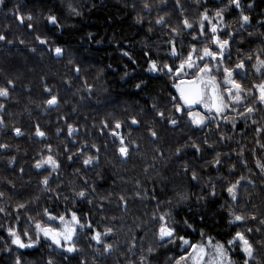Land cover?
<instances>
[{
	"label": "trees",
	"instance_id": "trees-1",
	"mask_svg": "<svg viewBox=\"0 0 264 264\" xmlns=\"http://www.w3.org/2000/svg\"><path fill=\"white\" fill-rule=\"evenodd\" d=\"M242 15L250 20L244 26ZM0 35V87L9 90L0 97V145L7 146L0 148V264H177L205 233L228 249L237 232L253 244L248 264H264V104L255 87L264 82V66L257 72L264 60V0H240L239 8L230 0H3ZM214 36L229 44L214 76L223 86L227 68L245 91L239 115L197 130L179 118L172 72L189 54L204 65V48L218 54ZM117 54L124 63L117 64ZM52 96L55 106L47 104ZM248 107L254 112L244 114ZM113 132L134 145L128 161ZM94 148L101 153L96 170L74 160L79 153L94 157ZM49 156L67 158L45 188L48 172L35 165ZM92 179L102 184L91 189ZM237 182L233 200L227 188ZM50 192L59 197L55 203L73 192L112 203L98 215L99 233L110 230L104 246L91 233L79 234L67 255L43 240L36 225L47 222ZM232 212L245 219L230 237ZM162 225L173 238L160 239ZM10 232L32 248L18 247ZM181 237L189 242L183 248ZM238 244L234 263L245 264Z\"/></svg>",
	"mask_w": 264,
	"mask_h": 264
},
{
	"label": "snow or ice",
	"instance_id": "snow-or-ice-1",
	"mask_svg": "<svg viewBox=\"0 0 264 264\" xmlns=\"http://www.w3.org/2000/svg\"><path fill=\"white\" fill-rule=\"evenodd\" d=\"M3 0H0V3H2ZM230 2L232 4H234L237 8L240 7V0H230ZM145 7L147 8L148 5L145 4ZM217 17H221V12H217L216 13ZM29 19H31V17H29ZM49 21L53 24L56 23V18L54 16H50ZM205 20H208V16L205 15L204 16ZM242 22L243 24H247L249 22V17L248 16H244L242 15ZM157 23H162V19L161 20H157ZM184 24L186 27L191 28L192 25L188 23L187 20L184 21ZM201 27H203V25H201ZM211 31L213 34H215L217 32V28L215 26H213L211 28ZM4 36L0 35V40H3ZM214 42L217 44V46L220 49V53L219 55H222L225 47L228 44L227 40H223L221 41L219 38L217 37H213ZM41 43H44V41H41ZM56 54L59 56L62 52V50L60 48H57L55 50ZM125 55H127V53H125ZM172 55H176L175 49H173L172 51ZM217 53L210 51L208 48H204L203 49V55L199 56L200 60H203L205 57H211L212 59H216L217 58ZM185 65H187L188 68H195L196 69V73L194 74L193 78L185 81V80H180L179 83L176 85L177 90L180 93V99L184 102V104H186L188 107H192L194 104H199L204 102L205 98L207 97L209 91L211 92V105L209 106L210 110L211 108H215L216 112L219 113L224 107H226V105L223 104L222 102V97L217 95V85L215 82V78L211 77L207 80L204 79L203 76L199 75L200 73H207L210 72L211 69L208 67L207 64L204 65H198L196 64L193 59H192V55L189 54V56L187 57V60L184 63H181L180 68L175 72V75L179 76L180 75V70L184 69ZM260 65L264 66V60L260 61ZM165 68H167V65L164 66ZM238 68L243 69L244 68V64L243 63H239L237 64ZM151 71H156L157 70V65L155 62H152L151 64ZM259 71V69H257ZM169 72H172L173 69L168 68ZM224 72L226 74V79L224 81L225 84L231 83L233 85V87L235 88V93L232 92L231 89L228 90L229 92V96L230 98H232L233 103H240L241 102V93L244 92L245 90L241 87L240 84L236 83L234 80L231 79L233 73L232 71H230L229 69L225 68ZM184 75H187V73H184ZM11 84V81L9 82ZM183 85V87H182ZM255 87L258 88L259 91V101L264 104V83H260L259 85H256ZM9 95V90L7 87H0V97H7ZM57 98L55 96H52L50 99L47 100V104L49 106H55L57 104ZM3 106L0 105V108H2ZM178 112L181 111V107L177 106L176 109ZM254 111L253 107H248L247 108V112L248 113H252ZM161 116H163V113H160ZM0 123H3L2 121H0ZM133 124L138 123L135 119L132 120ZM171 123L173 125H175L177 123L176 120H172ZM194 123H197L198 125L203 123V119L201 118L200 120H194ZM120 124L117 123L116 124V128H120ZM72 131H74L73 129H69V134L71 135ZM15 134L17 136L23 135V132L21 131V129L16 128L15 129ZM37 136L39 137H44L45 133L43 131H41L39 128L36 129V133ZM112 135H117L116 132H113ZM153 137H155L156 133L153 132L152 133ZM121 145H123V139H121L120 141ZM7 147L6 145H0V148H4ZM195 147V145H194ZM197 151H199V148H197ZM120 155L126 157L127 153H128V149L127 147H123L121 146L119 149ZM220 161L219 159H217L216 163L218 164ZM47 163H51V165H53L54 167L57 166L56 162L54 160H52V158L49 156L48 160L46 161H42L40 163L36 164V167L39 169L40 167H42L43 164H47ZM85 165H88L90 163H92V158L89 157L88 159H86L84 161ZM193 178L195 179V176H193ZM47 179L44 180V183L47 184ZM238 183L233 184L232 186L227 188V192L229 193V195L232 197L233 200L236 199L237 197V192L236 189L238 187ZM214 194V193H213ZM3 193H0V196H2ZM85 195L84 192H80L79 196L83 197ZM20 207H23V205H21ZM0 211H3V209H0ZM50 219L55 220L56 217H50ZM161 219H163V217H161ZM245 219V217L241 216V215H235V219L233 222H242ZM252 219H255V217H252ZM60 220L63 221V217H60ZM73 221H77V218L75 217V215H73L72 217ZM78 222V221H77ZM261 223H264V220L260 221ZM37 228H40V225L37 224L36 225ZM42 231L44 232V234L46 236L49 235V233L52 234V239H53V243L57 244V246H59L60 241L58 239H56V236L58 235V233H56L53 229L50 228H44L42 229ZM110 231V230H109ZM249 231H251V229H249ZM65 232V239L70 240L72 233L74 232V229L69 228L67 225L65 226L64 229ZM11 235L15 236L16 238L12 241L14 244H16L18 247L20 248H24V247H32L33 245L31 243L29 244H24L21 242V239L19 236H16L15 232H10ZM107 233H105L106 235ZM159 234H160V239L163 240L165 238H173L174 237V232L172 229L165 227V226H161L160 230H159ZM25 235H27V233H25ZM92 239H94L98 244L99 243H103V241L101 240V233L97 232ZM181 240H183V238L181 237ZM239 242L243 252L246 254L247 259L245 260V264H248L249 260L254 259L253 257V253H254V247L253 244L249 241V239L242 233V232H237L236 236L234 238V240L230 241L229 243H236ZM184 244H188L189 242L187 240H183ZM211 243V242H209ZM198 246L196 245H192L193 250L195 251L197 249ZM111 248L110 245H105V251H109ZM74 248H68L67 251L71 252L74 251ZM149 251H151V249H149ZM216 252L220 255V256H224V249L222 245H217L216 246ZM199 253L201 255V257L204 254V248L203 247H199ZM17 264H19V260H17ZM195 264H200V261L197 260L195 261Z\"/></svg>",
	"mask_w": 264,
	"mask_h": 264
},
{
	"label": "flooded vegetation",
	"instance_id": "flooded-vegetation-1",
	"mask_svg": "<svg viewBox=\"0 0 264 264\" xmlns=\"http://www.w3.org/2000/svg\"><path fill=\"white\" fill-rule=\"evenodd\" d=\"M249 22H250V20H249ZM228 45L229 44H227V46L225 47V49L227 51H225V52L223 51L222 55H219V57H217L216 59H212L211 57H205L203 60H201V63H203V64L206 63L208 65V67L211 69V71L207 72V73H200V74H202L204 77H207V78L214 77L215 80L217 81V78L214 76V71H216V72L219 71V69H218L219 66L221 65V63H223L226 55H228V53H229V50L227 49ZM216 48L218 49V53H220L219 47L216 46ZM119 55H121V54H119ZM176 71L174 70L172 72L174 78L177 79V83L175 84V86L182 79L187 81V80L193 78V77H191V74H190L191 71H188L187 75H185L184 77H182L183 76L182 75L181 78L179 77V79H178L177 76L175 75ZM157 72L158 71L156 70L153 73L157 74ZM157 75H159V74H157ZM217 83H218V81H217ZM218 85L220 87V92L224 98V105H226V107H224V109L222 110V114L220 116H215L212 114H206L198 108L187 111L186 109H184L182 107V104H181L179 98L176 96L177 101L179 102V106L181 107V111L178 112L179 118L186 116L187 121H189L193 127H195L197 130H202L208 124L211 125L214 123L216 124V123L221 122L223 119L227 118L228 114H234L237 116L239 114V112L233 113L231 111V108L229 107L231 98H230L229 94L226 93L227 91H225L226 84H223V86H221V84L218 83ZM232 106H233V104H232ZM193 118H196L195 120H200L201 118L203 119V123H201L200 127L197 123H194V120H192ZM131 125H133V124H131ZM118 129L120 131V128H118ZM114 137H115V139H117L118 143L120 144V147L121 146L127 147V149H128L127 156L126 157L121 156V158L123 161H128L130 156H131V151L134 149V145L130 143V141L127 137L122 136L118 133ZM121 139H123V142H124L123 145H121V143H120ZM94 150H97V148H94ZM66 158L67 157H61L60 161H59L53 157L52 160H54L56 162V165H57L55 167L53 165H51V163H47V164H43L42 167H40L38 169L35 165V168L40 173L48 172V175L45 178L48 181L47 184L44 183L45 179H43L41 181V184L45 188L49 187L50 182L54 180L55 175L60 170V164H62L61 161H63V164H64ZM91 158H92V163H90L88 165H85V163H84V161L88 158L84 157L82 153H79V155L76 156L74 158V160L78 163L82 162L86 166L87 169H91L92 171H94L97 168H99V166H100L99 165L100 162L98 161V159L101 158V153L97 150L94 154V157L92 156ZM46 160H48V158H46L42 161H46ZM42 161H40V162H42ZM40 162H38V163H40ZM88 182L90 183L89 187L91 189L95 188L93 185L94 183H98L99 185L102 184V181L100 179H98V180L92 179V180H88ZM101 196L102 195L95 194V193H85V195L83 197H81V196H79V193L73 192V193H68L67 195H63L62 196L63 200H59L58 203H55L54 199L59 198V197L57 196V193L50 192V198H51L50 204L47 206V208L45 210V217H46L47 222H46V224H39L40 228H37L39 235L43 238V240L48 241V244L50 246L56 247L62 253H65L68 255L69 252L67 251V249L73 248L74 242H75V240L79 234L91 233L92 236H94L97 232H99L98 231V225H99L98 218L104 217V214H103L104 209L109 208V206L112 205V203L106 202L105 199H103ZM115 202H114V205L117 207H119V205L122 204L120 201H115ZM96 210L98 211V213ZM73 215H75L78 222L72 220ZM98 215H99V217H98ZM50 217H56V219L53 220V219H50ZM60 217H63V221L60 220ZM165 222L166 221L163 220V224H165ZM66 225L69 228L74 229V232L72 233L70 240L65 239L64 229H65ZM44 228L53 229L56 233H58V235L56 236V239H58L60 241L59 246H57V244L53 243L51 233H49L48 236H46L44 234V232L42 231V229H44ZM229 228H228V230H229ZM109 237H110V232L107 231L106 236L101 235V240L103 241L104 239H107ZM230 241H232V239H230ZM99 245L104 246V241H103V243H99ZM217 245H221V244L217 241ZM223 248H224V246H223ZM225 248H226V246H225ZM71 252H73V251H71ZM238 253H239V251L235 250L233 257L235 255H237ZM233 257L231 258V262H232V264H235Z\"/></svg>",
	"mask_w": 264,
	"mask_h": 264
},
{
	"label": "rangeland",
	"instance_id": "rangeland-1",
	"mask_svg": "<svg viewBox=\"0 0 264 264\" xmlns=\"http://www.w3.org/2000/svg\"><path fill=\"white\" fill-rule=\"evenodd\" d=\"M216 23H221V18L219 17V18H217L216 20ZM256 21H258V19H256ZM216 28H217V26H216ZM227 49L229 50V45H228V47H227ZM225 51H227L226 49H224V52ZM176 52V51H175ZM125 56H123V55H118L117 54V64H122V63H124V61H125V58H124ZM217 57H219V53H218V55H217ZM181 65V64H180ZM180 65H178V67L177 68H174V70L176 71V70H178L179 68H180ZM261 65L260 66H258L257 68L259 69V71L261 72ZM193 68H188L187 67V65H185V67H184V69H182V70H180V75L179 76H177V78L179 79V77L181 78V76L182 77H184L185 75H184V73H187L188 71H191ZM219 69V68H218ZM239 71V70H238ZM259 71H257L258 73H259ZM235 72V71H234ZM239 73V72H238ZM259 74H261V73H259ZM231 79L232 80H234V78H233V76L231 77ZM237 83V82H236ZM262 83H264V82H262ZM225 88H227V89H225V91H227L226 93H228L229 94V92H228V90L229 89H231L232 90V92L233 93H235V88L233 87V85L231 84V83H228V84H226V87ZM257 90V93H258V96H257V102L258 103H261L260 101H259V91H258V88L256 89ZM247 98V97H246ZM242 100V99H241ZM232 104H233V106H232ZM236 104H239V103H233V101H232V98H231V101H230V108H231V111L234 113H238L239 112V110H240V108L239 107H237L236 106ZM254 112V111H253ZM244 114H249L248 112H247V110L244 112ZM239 115V114H238ZM196 118H193L192 120H195ZM200 125L201 124H199V127H200ZM260 157V156H259ZM262 159H263V162H264V153H263V155H262ZM247 175V174H246ZM247 180V178L246 177H244V179L241 181V182H244V181H246ZM249 180H252V179H249ZM241 182H240V185H241ZM240 187V186H239ZM238 191V187H237V189H236V192ZM232 198V197H231ZM235 212H232L231 213V222H232V224H230V228H229V230H228V234L230 235V237L232 236V231H233V229L234 228H236V226L238 225V224H240V223H243V221L242 222H233L234 221V219H235ZM163 226H165V227H168V226H166V225H163ZM234 238H235V236H233L232 237V240H234ZM209 242H211V243H209ZM237 243V242H236ZM236 243H232L231 245H230V247L227 249V248H223L224 249V253H225V255L224 256H220L217 252H216V246H217V241L215 240V239H213L208 233H205L204 234V236H203V238H202V240H201V242H199L198 244H196V246H198L197 247V249L194 251L193 250V248H192V246H190L189 247V250H188V253L181 259V260H179L178 262H177V264H195V261H197V260H199L200 261V264H232V262H231V258L233 257V254H234V252H235V250H234V245H236ZM239 243V242H238ZM239 246H240V250H242V247H241V245H240V243L238 244ZM185 246H187V244H184L183 243V245H181V247L180 248H183V247H185ZM199 247H203L204 248V254H203V256L201 257V255H200V253H199ZM243 251V250H242ZM69 252V251H68ZM70 253V252H69ZM244 253V252H243ZM245 254V253H244ZM245 256H246V254H245ZM247 258V257H246ZM228 262H227V261Z\"/></svg>",
	"mask_w": 264,
	"mask_h": 264
},
{
	"label": "water",
	"instance_id": "water-1",
	"mask_svg": "<svg viewBox=\"0 0 264 264\" xmlns=\"http://www.w3.org/2000/svg\"><path fill=\"white\" fill-rule=\"evenodd\" d=\"M242 26H244V25H242ZM200 75L203 76L202 74H200ZM203 77H204V76H203ZM204 79L207 80V79H209V78L204 77ZM215 82H216V85H217V95L220 96V97H222V102H223V104H224V98H223V96H222V94H221V92H220V87H219V85H218V83H217L216 80H215ZM182 87H183V85H182ZM174 93H175L176 96L179 98V100H180V102H181V104H182V107H183L184 109H186L187 111H190V110H193V109H195V108H198V109H200L202 112H204V113H206V114H212V115H215V116H220V115L222 114V110L224 109V108H223L219 113L216 112L215 108H211V110H210L209 106H210L211 103H212V102H211V92H210V91H209L207 97L205 98L204 102L199 103V104H194L192 107H188V106H187L186 104H184V102L180 99V93H179V91L177 90V87H176V86L174 87ZM230 224H232V222H230ZM24 248H28V249H30V248H32V247H24Z\"/></svg>",
	"mask_w": 264,
	"mask_h": 264
}]
</instances>
